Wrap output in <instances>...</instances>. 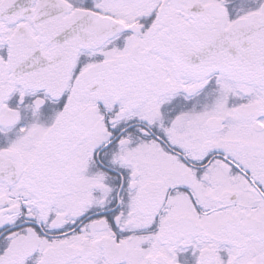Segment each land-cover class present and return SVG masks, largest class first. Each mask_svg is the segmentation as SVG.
Masks as SVG:
<instances>
[{
  "label": "snow or ice",
  "instance_id": "6c2138e0",
  "mask_svg": "<svg viewBox=\"0 0 264 264\" xmlns=\"http://www.w3.org/2000/svg\"><path fill=\"white\" fill-rule=\"evenodd\" d=\"M0 264H264V0H0Z\"/></svg>",
  "mask_w": 264,
  "mask_h": 264
}]
</instances>
